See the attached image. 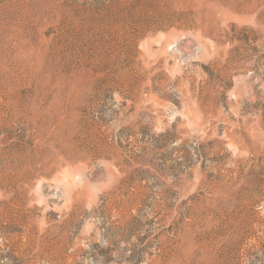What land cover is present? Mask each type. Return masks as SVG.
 I'll list each match as a JSON object with an SVG mask.
<instances>
[{"label": "rangeland", "instance_id": "1", "mask_svg": "<svg viewBox=\"0 0 264 264\" xmlns=\"http://www.w3.org/2000/svg\"><path fill=\"white\" fill-rule=\"evenodd\" d=\"M0 264H264V0H0Z\"/></svg>", "mask_w": 264, "mask_h": 264}]
</instances>
